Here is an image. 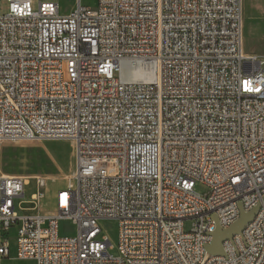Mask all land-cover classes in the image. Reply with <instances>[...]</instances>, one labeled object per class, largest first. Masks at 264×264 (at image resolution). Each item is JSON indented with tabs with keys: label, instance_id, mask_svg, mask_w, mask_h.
<instances>
[{
	"label": "built area",
	"instance_id": "obj_1",
	"mask_svg": "<svg viewBox=\"0 0 264 264\" xmlns=\"http://www.w3.org/2000/svg\"><path fill=\"white\" fill-rule=\"evenodd\" d=\"M82 1L0 0V264H264V57L245 51L244 0ZM32 139L74 146L52 215L20 216L31 179L3 171L5 143ZM235 203L259 209L213 255Z\"/></svg>",
	"mask_w": 264,
	"mask_h": 264
},
{
	"label": "rangeland",
	"instance_id": "obj_2",
	"mask_svg": "<svg viewBox=\"0 0 264 264\" xmlns=\"http://www.w3.org/2000/svg\"><path fill=\"white\" fill-rule=\"evenodd\" d=\"M63 13L70 11L75 0H59ZM82 4L94 6V0H83ZM8 2L3 1L1 12L8 11ZM37 8V1L33 2ZM244 48L247 53L264 57V0H244ZM3 171L7 175L30 178L26 185L24 197L15 199V211L20 216L34 215L38 212L55 211L56 192L63 187L73 184V172L76 165L75 150L70 140H40L32 139L19 142H7L2 153ZM44 179L46 186L45 197L40 204L31 202V196L37 191V179ZM197 190L205 194L208 188L203 184L197 185ZM34 206H37L35 209ZM194 220L185 221V229L192 227ZM103 230L116 244L118 240V222L115 220L101 221ZM14 234V229L12 230ZM61 233H74L67 221L61 223ZM116 254V250H109ZM16 253V239L11 240V256ZM1 264H36L30 260L5 258Z\"/></svg>",
	"mask_w": 264,
	"mask_h": 264
},
{
	"label": "water",
	"instance_id": "obj_3",
	"mask_svg": "<svg viewBox=\"0 0 264 264\" xmlns=\"http://www.w3.org/2000/svg\"><path fill=\"white\" fill-rule=\"evenodd\" d=\"M258 209V206L248 212L242 209L240 218L227 229L217 226L213 233V242L207 246V250L213 255H224L223 241L242 233L247 223L254 218Z\"/></svg>",
	"mask_w": 264,
	"mask_h": 264
},
{
	"label": "bare ground",
	"instance_id": "obj_4",
	"mask_svg": "<svg viewBox=\"0 0 264 264\" xmlns=\"http://www.w3.org/2000/svg\"><path fill=\"white\" fill-rule=\"evenodd\" d=\"M242 209L243 203H235L236 212H242ZM244 229H246V227ZM253 253H264V240H259V245L253 246Z\"/></svg>",
	"mask_w": 264,
	"mask_h": 264
},
{
	"label": "crops",
	"instance_id": "obj_5",
	"mask_svg": "<svg viewBox=\"0 0 264 264\" xmlns=\"http://www.w3.org/2000/svg\"><path fill=\"white\" fill-rule=\"evenodd\" d=\"M41 214H44V215H52L55 213V211H45V212H40ZM17 260H20V259H17ZM31 261V260H30ZM33 261V260H32Z\"/></svg>",
	"mask_w": 264,
	"mask_h": 264
}]
</instances>
